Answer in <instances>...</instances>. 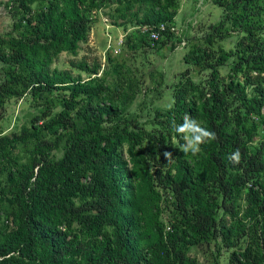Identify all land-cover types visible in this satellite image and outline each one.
Segmentation results:
<instances>
[{
  "label": "trees",
  "instance_id": "trees-1",
  "mask_svg": "<svg viewBox=\"0 0 264 264\" xmlns=\"http://www.w3.org/2000/svg\"><path fill=\"white\" fill-rule=\"evenodd\" d=\"M210 1L223 14L190 40L166 108L144 101L152 90L130 66L53 65L78 54L101 14L132 30L128 49L177 48L182 0L5 3L0 264H201L191 252L203 246L215 264L223 253L264 264V0ZM162 23L153 48L141 28ZM21 100L28 113L8 132ZM185 116L216 136L196 156L172 128Z\"/></svg>",
  "mask_w": 264,
  "mask_h": 264
},
{
  "label": "rangeland",
  "instance_id": "rangeland-1",
  "mask_svg": "<svg viewBox=\"0 0 264 264\" xmlns=\"http://www.w3.org/2000/svg\"><path fill=\"white\" fill-rule=\"evenodd\" d=\"M6 2L0 0V33H6L12 28V19L6 9ZM222 14L223 10L213 5L210 0H198L197 2L182 0V7L176 21V36L182 39V43L177 48L167 44L158 50L128 49L126 47L127 36L132 30L124 32L122 29L114 27L110 19L105 14H101L93 26L88 41L80 45L78 54L76 56L68 53L61 54L53 67L60 70H70L72 60H84L90 65L98 64L102 66V70L109 68V66H130L134 70L135 77L142 89L144 91L148 88L152 90L150 95L144 98V101L147 104L153 102L155 106L166 108L169 105V100L166 97L168 86H171L176 80V76L187 68L183 58L188 52L190 40L197 36L201 28H207L218 21ZM123 36H125L126 42L120 46L122 51L117 55L119 49L114 51L108 48L109 45L117 47L120 38ZM225 46L230 48L231 44L227 42ZM161 95L165 97L162 98ZM170 99L172 100V98ZM140 101L142 102L143 99ZM28 109L29 105L25 104L23 100L17 103L12 102L8 107L5 129L8 132L15 129L20 122L21 114L28 113ZM145 113L146 111L141 114L144 115ZM8 206L6 205L3 210ZM191 255L197 257L201 264H215L207 246L194 248ZM219 261L220 264H228V254L223 253Z\"/></svg>",
  "mask_w": 264,
  "mask_h": 264
},
{
  "label": "clouds",
  "instance_id": "clouds-1",
  "mask_svg": "<svg viewBox=\"0 0 264 264\" xmlns=\"http://www.w3.org/2000/svg\"><path fill=\"white\" fill-rule=\"evenodd\" d=\"M172 128L175 133L179 134L184 140V143L180 145V150L185 154L191 153L192 156H196L202 151L201 145L206 141L216 139L215 133L202 127L197 120L189 116H185L183 118V123L179 125L173 121ZM173 139L175 140V137ZM164 156L168 160L171 158L172 153L165 152ZM229 160L233 164H239L241 160L240 151L236 150L234 153L230 154Z\"/></svg>",
  "mask_w": 264,
  "mask_h": 264
},
{
  "label": "built area",
  "instance_id": "built-area-1",
  "mask_svg": "<svg viewBox=\"0 0 264 264\" xmlns=\"http://www.w3.org/2000/svg\"><path fill=\"white\" fill-rule=\"evenodd\" d=\"M168 26L166 24H160L158 26H144L141 28V31L143 34L149 36V40H150V44L151 46L154 48L156 46V44L162 39L163 34L167 31ZM173 32H176V28H172ZM118 41V40H117ZM126 40H125V36L121 37L119 40V45L117 44V47H114L113 45H109V50L113 49L114 51L119 49V52H117L116 54L118 55V53L120 54L122 49H120V46H123L125 44Z\"/></svg>",
  "mask_w": 264,
  "mask_h": 264
},
{
  "label": "crops",
  "instance_id": "crops-1",
  "mask_svg": "<svg viewBox=\"0 0 264 264\" xmlns=\"http://www.w3.org/2000/svg\"><path fill=\"white\" fill-rule=\"evenodd\" d=\"M5 1H8V0H5Z\"/></svg>",
  "mask_w": 264,
  "mask_h": 264
}]
</instances>
